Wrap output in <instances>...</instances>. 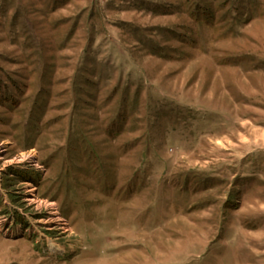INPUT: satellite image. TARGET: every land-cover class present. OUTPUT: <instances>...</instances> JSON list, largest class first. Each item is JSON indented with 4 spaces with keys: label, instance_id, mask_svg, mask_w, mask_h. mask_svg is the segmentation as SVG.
<instances>
[{
    "label": "rangeland",
    "instance_id": "rangeland-1",
    "mask_svg": "<svg viewBox=\"0 0 264 264\" xmlns=\"http://www.w3.org/2000/svg\"><path fill=\"white\" fill-rule=\"evenodd\" d=\"M0 264H264V0H0Z\"/></svg>",
    "mask_w": 264,
    "mask_h": 264
},
{
    "label": "bare ground",
    "instance_id": "bare-ground-1",
    "mask_svg": "<svg viewBox=\"0 0 264 264\" xmlns=\"http://www.w3.org/2000/svg\"><path fill=\"white\" fill-rule=\"evenodd\" d=\"M57 222H59L60 221V219L57 217L56 219H55ZM60 229H65L64 227H62V228H60Z\"/></svg>",
    "mask_w": 264,
    "mask_h": 264
},
{
    "label": "trees",
    "instance_id": "trees-1",
    "mask_svg": "<svg viewBox=\"0 0 264 264\" xmlns=\"http://www.w3.org/2000/svg\"><path fill=\"white\" fill-rule=\"evenodd\" d=\"M16 175H17V173H16Z\"/></svg>",
    "mask_w": 264,
    "mask_h": 264
}]
</instances>
